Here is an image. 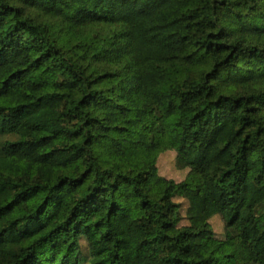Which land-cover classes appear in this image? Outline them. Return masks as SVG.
<instances>
[{"label": "trees", "instance_id": "16d2710c", "mask_svg": "<svg viewBox=\"0 0 264 264\" xmlns=\"http://www.w3.org/2000/svg\"><path fill=\"white\" fill-rule=\"evenodd\" d=\"M0 61V264H264V0H0Z\"/></svg>", "mask_w": 264, "mask_h": 264}, {"label": "rangeland", "instance_id": "374dc122", "mask_svg": "<svg viewBox=\"0 0 264 264\" xmlns=\"http://www.w3.org/2000/svg\"><path fill=\"white\" fill-rule=\"evenodd\" d=\"M10 68V65L6 62L0 61V80H2L8 69ZM201 151L208 157L210 161H215V145L213 143L212 136L208 135L201 147ZM175 157L176 153L173 150H168L163 152L158 160H157V168L158 172L161 176L173 180L175 182L182 181L186 176V170H180L176 167L175 163ZM254 174L264 175V168L258 169L254 171ZM178 202H180L182 209V216H184V211L186 207V203L184 201L177 199ZM222 201L229 206L230 208H235L238 205L237 199H229L226 196H223ZM185 220L183 219L181 221V225L185 224ZM211 226L213 228L214 233L218 238H222L224 235V223L221 217L217 216L214 219L211 220ZM245 232H242V237L245 239L247 243L251 245V242L246 238ZM264 259V258H263Z\"/></svg>", "mask_w": 264, "mask_h": 264}]
</instances>
